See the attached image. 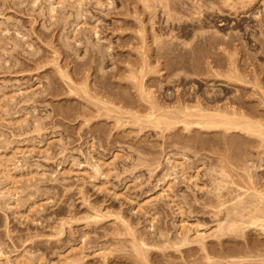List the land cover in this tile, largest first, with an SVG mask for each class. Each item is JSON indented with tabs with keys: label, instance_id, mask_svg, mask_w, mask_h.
Wrapping results in <instances>:
<instances>
[{
	"label": "rangeland",
	"instance_id": "374dc122",
	"mask_svg": "<svg viewBox=\"0 0 264 264\" xmlns=\"http://www.w3.org/2000/svg\"><path fill=\"white\" fill-rule=\"evenodd\" d=\"M32 1L0 0V89L11 94V99L5 98L3 99V103H0V146L5 147V145L9 144L12 148H18V151L15 153L16 158L14 159L16 161L13 160V164L11 163V165H13L11 169L16 166L17 163L15 162H20L25 165H22L23 169L29 167L28 169L33 172V176L30 174V176L17 177V186L15 184L17 187L15 189L16 193L14 192V195H16L13 196L12 194L8 195L10 197L7 195L4 197V200L7 197L8 199L13 198V200H11L12 202L8 200L12 205L6 200V203H3L7 204L5 205L6 207L3 204L0 206V253L3 254L4 258H6V255H8L9 258L5 260L0 256V264H26V262H24L25 259H30V264H65L63 261L66 254H69L70 257L78 255L77 247H85L86 250L90 252L88 253L85 248L83 249L85 257L81 262L82 264H135V261L136 264H141L137 260L134 251L131 249V244L129 242L131 237L128 235L125 227H123L124 225L122 229V223L119 221L118 217L125 221L127 220V222L131 224V227L134 226L133 229L136 228L134 229L135 236L137 235L138 237L144 238V240L146 238V240H148L146 241L147 243L157 242L158 244V242L162 241V243H160L163 245H158L162 249L156 246L158 251L154 246L151 247L146 243L149 246L148 254L150 253L149 257L148 255L147 257L151 264H204L205 261L201 258L200 252L195 245L180 247V253H176L171 247H164L171 246V243H169L171 240L169 238L173 239L177 232L175 230L176 227L173 226L175 224V222H173L174 214L171 213L172 210L167 206L166 199H162L161 197L154 198V196H156V180L160 173L162 174L165 171L167 156L169 157V155L171 156L175 152L179 156L183 153L186 155L185 159L189 158V160H184L185 164L192 166V163H194L192 161L194 160L195 164L201 162L198 170V180L203 186L202 189L197 190L188 186L189 184L183 181L179 173L173 183L171 193L183 206L185 217H187L188 220H197V223L201 225L204 224L205 226L207 224L205 228H208L216 223V218L219 219L222 217H215L216 214L213 212L215 209L211 207V204L212 206L215 205L217 199L214 195L207 193L212 187L211 174L208 173V171L210 172L211 167L217 166L218 163L222 162L218 164V166L222 165L225 167L230 176V180L233 179V182L236 181L234 183L235 185L246 188V180L242 178L241 174H243V172L241 168L251 162L252 159L255 161L252 160L254 164H264V152H262L264 151V144H260L264 143V141L261 142L257 138H252L251 140L254 141L257 139L259 142L256 141L259 144H257L256 141L255 145L254 142L253 145L248 144L249 147L247 150L245 149L246 146H244L242 139L236 141V143H240L239 147H245L244 151L246 150V152L241 155L240 153L242 150L239 147H233L235 148V152L237 151L236 149H238L237 152L240 154L238 156L240 159L236 157L234 162L233 158L235 159V157L234 150H232L233 148H230L232 150L230 151L228 146L225 145L226 142H231V140L230 142L228 140V137L232 139V137H230L232 134L230 133L217 131V133L213 135L207 134L208 137L205 135L206 132L197 130V128H192L193 131L190 130V132H188L181 128L183 126L176 125L178 128L175 126L172 128H176L175 130L171 131L170 129L167 130L169 131L167 132L163 129V125L162 128H156L159 130L149 126V128H145L144 125L147 126L146 123H143L141 129L138 130L139 126L135 127L133 125V127L132 124L129 123L133 118H128L127 116H129L128 112L130 111L137 116L146 115L149 111L148 105L150 102H158L162 105L174 106L179 109L183 108L182 102L188 105L199 103L207 110L219 106H221L220 108H226V106L230 105L236 108L238 106L236 99L243 93L246 95H243L242 100L248 103L246 107L248 109L249 106H252V109L255 107L256 109L253 110L256 114H263L262 116L264 117V53L261 52L259 42L256 41V39H259L261 42L264 41V27H261L263 30L260 32L261 29L258 26L261 23L264 24V0H258L254 10L257 15H260L262 21L256 20V24V22L251 19H244L246 22H249L250 25H257L255 27V29H257L255 32L256 38L254 35L252 37L246 35L244 40L241 39L234 42L238 44V47L242 46V49H244L242 52L243 54H241L243 57L239 59L238 64L241 63L240 66L244 64V69H246V72L249 74L246 80H249V82L251 81L249 84H243L224 77L225 74L223 72L227 68L228 61L225 56L223 57L222 55L223 58L218 56L222 60L219 66L224 65V67L222 66L219 68L218 64H215L214 67L215 70L217 67L218 71L222 70L221 74H224L223 76L216 75L217 73L205 66L206 68L202 71L206 73L202 71V73H200L199 71L197 72L198 74L183 75L182 72L184 71H178V76H169L166 82L160 85L161 78L159 76L163 71L155 73L153 74L154 76L151 77L149 76L151 71L149 72L148 69L145 68L144 78L147 77L144 80L146 84L143 83L145 82L144 80L142 82L145 88H140V85L136 82H130L123 78L128 69L126 63H130L132 59L138 62V64H135L133 61V65H136L135 67L143 63L141 55L136 53L135 49L131 51V47L135 48L139 46H135L139 44V39L137 38L139 36L134 32L136 28L138 30L142 27L146 30V45L149 44L148 46H153L150 45L151 34H147L149 31V33H151L150 27L153 21L148 19L149 23H147V18L143 14L140 5V9H138V1L133 0L135 3L132 2L133 4H131L129 0H104L105 3L103 1V4H101L103 6L97 4L101 7L96 6V4L88 3H94L93 0L85 3L83 2L84 6L82 5L81 9L84 11H81L83 15L79 12L80 17L82 16V19L79 18V20L86 23L91 22V25L95 24L94 26L97 25V32L100 34H97V36L100 38L97 39V36L95 37L92 31L96 40H94V37L90 38L92 34H90L91 30L88 28L91 26H89V23H84L83 26H88L87 28L90 33L87 32L83 26V28H80L81 24L77 25V27L74 25L77 19L73 18V16H76L73 15L76 11L74 10L72 12V8H68L67 6L65 10L62 9V6H60L61 4H59L56 6L55 12L58 10L57 13H61L58 14L61 20L57 19V16H55L57 13L54 14L53 18L49 15L50 19L48 16V14H50L48 9V14L45 10L47 0H45L46 3L44 0H36L37 2L34 0L35 2H33L35 5H32ZM111 1H113L111 4L108 3ZM58 7L60 9H58ZM65 16L68 19L64 18ZM231 17L233 20H230L233 23L236 21L239 24L245 23L239 17ZM156 19L157 17H155L154 21ZM135 21L138 27L132 26L136 25ZM142 21L146 22L142 24ZM161 21L160 25H162ZM69 22H71V27L69 26ZM127 22L129 24L132 22L135 24H132L130 27ZM74 26V34H76L74 38L77 39L78 46L74 38H70L67 42L69 46H71L70 43L73 41L72 45L75 44V47L73 45L69 48L71 51L72 49H76L73 50V52L76 51L74 52L75 54L70 52L66 46L67 39L64 40L65 43L62 41L63 35L66 33L64 35V38H66L67 34L69 35L67 32L71 31L70 29ZM232 26L231 29H221L218 31L219 35L228 36L231 32V35H233V33L239 31L241 34V26H238L239 31ZM83 29L88 34L85 33ZM206 30L210 31L212 28L209 27ZM214 30L217 31L216 28H213V31ZM171 32H173L171 36L178 33L175 29ZM82 34L84 36H82ZM164 35L166 36V34ZM80 36L81 38H79ZM165 36H163V39H166ZM178 37L181 39L178 40L180 42L185 40L184 37ZM133 38L136 42L135 40L133 41ZM87 39L88 46H90L92 42L99 44V47L96 46L95 49H97V47L98 49H103L105 45L109 44V46L112 47L109 49L112 50H109L107 53L110 55L107 56V58L104 57L105 59L102 58V60L100 59L101 53L93 50V56V51L90 50L92 48L87 46ZM129 40L131 41L127 42V44L126 41ZM188 40L190 39L186 38V41ZM246 41L249 44H247ZM62 42L69 51H66L67 49L63 47L64 44H62ZM106 42L108 44H106ZM256 42L258 47L255 45ZM243 43L244 46L242 45ZM84 44L86 45L84 46ZM222 47L224 48L225 45H220V49H223ZM85 49L89 53L85 51ZM130 51L131 53H136L135 55L137 57L131 54ZM95 52H97V54ZM149 54L151 55V53L149 52L147 55L149 58L152 57V60L148 59L149 61H147V63L153 61L156 65L154 63V65L151 64L153 66H158L159 62L154 59L153 55L150 56ZM130 55L134 58L131 59ZM139 57L141 60H139ZM77 64H79L78 67ZM125 67L126 72L124 73ZM97 68L98 70H96ZM182 76L185 78V81H179V78ZM128 81L131 84L128 83ZM158 85H160L159 88ZM81 86L82 89L79 88ZM76 87L79 88V90ZM76 89L80 92H77ZM83 89L87 92V96L83 93ZM144 89H149L151 94L148 96L145 95ZM143 94L146 97L145 101H142L145 98ZM96 96L103 103L92 99ZM85 97H88L90 100L92 99V103ZM101 98H103L104 101H102ZM94 102L97 104L95 103V105ZM110 103H112L113 106H111L112 104ZM107 105L112 107V111L110 110V113L108 112V116H111H109V118L101 117L103 113H106L107 109H111ZM120 107H122V110ZM99 108L102 112L99 111ZM114 108L117 110V113L113 111ZM242 111L246 112V109L243 108ZM113 112L115 117L119 115V118L122 117L121 115L124 116L120 118V123L122 121L124 122L121 123L122 126H120L121 124L117 126L113 120ZM22 115L24 118L26 117V121L24 120V122L20 124L13 123L14 119ZM38 118L41 121L36 120ZM37 121L41 129L34 130L35 127H33V125H38ZM126 121H128L127 125L125 124ZM194 130L195 132L199 131V133H195ZM189 135L192 139L190 141L187 140ZM192 135L193 138L191 137ZM185 136H187V138ZM178 137L181 138L182 144H180V139L177 140ZM205 139L209 141L207 142ZM88 141L93 145V149H91L90 152L87 150ZM186 141L188 143L191 142L189 144L192 145L191 148H186L188 150L185 149L186 146H182L184 143L188 144ZM176 144L178 146H176ZM115 152L119 154L118 157L113 159L114 169L103 179L105 183H100L98 178L93 182L94 172L92 169L88 168V165L86 166L88 161L89 163H93L97 159L110 160L112 159L111 154ZM247 152H249V157H251V159L247 157ZM87 154L91 155L88 156ZM123 154L125 157L124 159L122 158ZM230 154H233V156L231 155V159L228 158ZM258 157L262 158L260 159ZM91 158L95 160L92 161ZM247 158L250 161H248ZM255 159H257V162ZM85 160L87 163H85ZM197 160L198 162L196 163ZM219 160H221V162ZM223 160L225 161L224 163ZM242 160L243 162H241ZM258 160L262 161L259 162ZM20 163H18V165H20ZM236 165H239V168L236 167ZM262 168H264V165ZM239 172L240 174H238ZM260 172L263 173L264 170ZM260 172L255 173L256 175H262ZM34 173L36 175H34ZM232 173H234L235 176ZM260 175H257V178ZM100 177L103 178L102 176ZM178 177L180 178L178 179ZM257 178L255 180L263 181L264 175L262 176L263 180ZM237 180L239 181L237 182ZM100 181H102V179H100ZM260 181L258 183H262ZM95 183L97 184L96 186ZM261 189L264 190L263 185ZM223 191L224 200L231 199L235 196L233 195L235 192L232 194L229 192L230 194H227L228 192L226 190ZM17 197L18 199H22L21 203H19V200H16ZM14 201V206H16V201L17 205L18 203L22 204V201H24V204H22L23 208L20 210L21 214H18L14 207L13 210H10L12 207H8L10 205L13 206ZM135 201L140 202L146 211L154 216L152 228H150L149 222H146V216L135 208ZM2 202H0V205ZM96 210H100L102 215L99 220H96L99 223L90 218V215L93 214L92 216H94ZM87 216L88 218H86ZM91 220L92 224H88V222L91 223ZM93 222L96 224L94 223V225ZM247 229L252 234V237L249 232H245ZM247 229L244 231L247 235L243 232L242 234L244 235L237 237L228 236L222 245L221 243H216V239L214 238H207L206 246L208 249L210 247V254L214 257L225 258L243 255L245 252L264 255V234H260L262 231L260 232L259 230L258 234L252 228ZM123 230L124 233L122 234L121 232ZM125 236L129 237L126 238ZM164 236L166 239L163 238ZM251 239L253 240L249 242ZM166 240H169V242H165ZM103 246H116V250H114V248L110 250L111 247L107 248L113 252L110 254L109 251L108 254L110 255H106L107 257L105 260L98 254L102 251L100 247ZM118 247L124 250H119V252H117V249H119ZM163 247L164 249L168 248L170 251H168V249L164 251ZM130 250L131 253L134 254H131ZM220 253L221 256H219ZM169 255L170 257H168ZM15 257L17 258L16 260H14ZM130 258H132V260H130ZM169 259L171 262L167 261Z\"/></svg>",
	"mask_w": 264,
	"mask_h": 264
},
{
	"label": "bare ground",
	"instance_id": "6f19581e",
	"mask_svg": "<svg viewBox=\"0 0 264 264\" xmlns=\"http://www.w3.org/2000/svg\"><path fill=\"white\" fill-rule=\"evenodd\" d=\"M87 1H92V0H47L46 1L47 5L45 4V6H46L45 10L47 11V9H48V11L50 13V14H48V11H47L48 16L50 15L53 18L54 14H56L58 12V10H57V12H55L56 8H57L56 7L57 5L61 4L60 6H62V9H65V10L67 9V6H68V8H72V12L74 10L76 11L73 14V15H76V16H73V18L77 19V21H76V23L74 25L77 27V25L81 24V26H80V28H81L84 25V23H86V22H84L82 20L81 21L79 20V18L82 19V16L80 17V15H79L80 13L79 12H81L83 10V9H81V6L83 5V2L85 3ZM93 1H94V3H92V2L91 3L88 2V3L89 4H96V6H98V5L103 4L104 0H102V2H101V0H93ZM105 1H104V3H105ZM129 1L131 2V4H133L132 2H134L135 0L134 1L133 0H129ZM136 1L139 2L138 6L139 5L141 6V8L143 10L142 12L145 15V17L147 18L146 19L147 23H149L148 19L150 21H153L151 23V27H150L151 33H149L150 31L149 32L147 31L148 32L147 34H151V42H150L151 44L150 45H153V46H148L149 44L146 45V43H147L146 42L147 41L146 40V36H145L146 30L144 28L141 27V28H139L137 30V28L134 27V28H136V31L131 30V31H134L137 34V36H139V37L136 36L139 39V44H136V45L134 44L135 46H137V45H139V46H137V47L134 46L135 48L131 47V49H132L131 51H134L133 49H135L136 53H139L141 55V57L143 59V61H142L143 63L140 64V66L137 65V67H135L136 65L134 66L133 64L134 63L138 64V62L136 61L137 62L136 63L135 59L134 60L132 59L134 57H132L130 55V58L132 59V60L130 59L131 60L130 63L129 62L126 63L124 61L126 63V65H128L127 72H126V67L124 68V70H125L124 73L126 72V75L124 74L125 77H123L124 79H127L130 82H136L137 84L140 85V88L141 87L145 88L144 85H143V83L146 84V81L144 79L147 77L146 76L144 78V76H145V74H144L145 68H147L149 72L151 71V73L149 75L151 77L154 76L153 74L159 73L160 71H163V73L159 76L161 78V81H160V85H161L162 83L166 82V79L169 76H178V71H180V72L184 71V72H182L183 75H189V74L197 73L199 71H200V73H202V72H204L202 70L207 67L210 70H213L215 73H217L216 75H218V76H223L225 74L224 77H227L229 79H233L234 81H236V82L238 81V82L243 83V84H249L251 82V81L249 82V80H246V77H249V74L246 72V69H244V66H243L244 64H242V66H240V64H241L240 62H239L240 64H238L239 59H241V57H243V56H241V54H243L242 52H243L244 49H242V46L238 47V44L237 43L235 44L234 42L235 41H239L241 39L244 40L246 35L248 37L249 36L252 37L253 35L254 36L256 35L255 32H256L257 29H255V27L257 25L256 26L255 25H250L249 22H246L244 19H246V18L247 19H251L254 22H256V20L257 21H262V19H260V15L259 14L257 15L256 12L254 11L255 10V6H256V2L258 0H240V1L239 0H136ZM32 2H30V3H32ZM44 2H45V0H44ZM112 2L113 1L108 2V3L111 4ZM33 3H32V5H35V3L34 4ZM110 4H108V5H110ZM136 4H137V2H136ZM101 6H103V5H101ZM101 6H98V7H101ZM140 6H139L138 9H140ZM59 7H58V9H60ZM62 11L65 12L64 10H62ZM58 14H61V13L59 12L55 16H57V19H60V16H58ZM131 14H134V13H131ZM62 15H65V14H62ZM82 15H83V13H82ZM50 16H49V18H50ZM231 16L239 17L245 23L239 24V23H237V21L233 23L230 20V19L233 20V18ZM137 17H140V16H137ZM155 17H157V19L154 21ZM64 18H67V17L65 16ZM75 19H73V20H75ZM161 19H162V21H161ZM234 19H236V18H234ZM83 20H84V18H83ZM251 20H249V21H251ZM131 21H132V19H131ZM140 21H141V19H140ZM143 21H144V19H143ZM143 21H142V24H144L146 22V21L145 22H143ZM160 21H161L162 25H160ZM71 22H69V24ZM87 23H89V22H87ZM259 23H261V22H259ZM132 24H135V23H133V22L131 24L128 23V25L130 27H131ZM256 24H257V22H256ZM90 25H91V22L89 23V26ZM94 25L95 24L91 25L90 27L87 26L89 28V30H91V33H90V31H88V28L85 27L86 25L83 26V27L90 34H92V31H93L94 32V36L96 37L97 34H98V32H97L98 29L96 27L97 25L96 26H94ZM69 26L71 27V24ZM75 26L70 29L71 31L67 32V33H69V35L67 34L66 38H64L65 37L64 35L66 34L65 33L63 35V39H62L63 42H64V40L67 39L66 40V44H67L66 46L68 47L70 52H73V50H76V49H72V51H71V49L69 48V47H71L73 45L75 47V44L72 45L73 41H72V43H70L71 46H69V44L67 42V41L70 40V38L73 39L76 36V34H74L75 33ZM132 26H137L138 27L137 22H136V25H132ZM231 26L234 27V28H237V29L239 28L238 26H241L242 27L241 34L239 33L240 31L238 29L239 32H237V33H239V34L233 33V35H231V33H232L231 32L228 36L227 35H223V34H222L223 36L219 35L218 31H220L221 29L222 30L223 29H228V28L231 29ZM258 26L261 29V27H264V24L261 23ZM209 27L212 28V30H210V31H213V28H216L217 31L214 30L215 32L214 31L210 32V31L206 30ZM174 29L177 30V32L179 34L175 33L176 36L175 35L171 36V33H173L171 31H173ZM85 30L83 29V31L85 33H87ZM262 30L263 29H261L260 32H262ZM209 32H210V34H209ZM136 34H134V35H136ZM164 34H166V36ZM98 35H100V34H98ZM177 35L180 36V37H184L185 40L181 41V42L178 41V40H181V39H179V37ZM82 36H84V35L82 34ZM94 36L92 34V36L90 35V38L94 37ZM163 36H165L166 39L165 38L163 39ZM136 37H135V39L137 40ZM79 38H81V36ZM99 38L100 37L97 36V39H99ZM186 38L187 39L189 38L190 40L186 41ZM255 38H256V36H255ZM257 38H259V37H257ZM85 39H86V37H85ZM135 39L133 38V41ZM149 39H150V36H149ZM76 40L77 39H75V43L78 46ZM83 40H84V38H83ZM94 40H96V38ZM136 40H135V42H136ZM261 40H263V39H261ZM86 41H87V46H88L89 45L88 44V39ZM130 41L131 40L126 41V43L130 42ZM256 41L259 42V45L261 46V47L259 46V48H260L261 52L264 53V41L261 42L259 39H256ZM63 42H62V44L65 43V42L64 43ZM80 42H83V41H80ZM98 42H99V40H98ZM246 43H247V41H246ZM90 44L91 45L88 46V47L92 48V49H90L91 51L96 50L98 53H101L100 59H102L104 57L107 58V56L110 55L107 52L110 50L109 48L111 46H109V44L107 42H106V44H108V45H105V47L103 49H98V47H99L98 45L99 44H96V43H93V42L90 43ZM222 44L225 45L226 48L222 47L223 49H220V45H222ZM247 44H249V43H247ZM85 45L86 44H84V46ZM242 45L244 46V43ZM255 45L258 47L257 42H256ZM96 46H98L97 49H95ZM63 47L65 49H67L65 47V44H64ZM68 49L66 51H69ZM85 51H87V50L85 49ZM91 51H90V53H91ZM131 51H130V53H131ZM74 52H76V51H74ZM97 52H95V53L97 54ZM149 52L151 53V55H153L154 59L159 62L158 66H153L154 64L156 65V63H154L153 61H151L150 63H147V61H149L148 59L152 58V57L149 58V56L147 55V53H149ZM104 54H106V55H104ZM111 54H112V52H111ZM131 54H134V52H132ZM135 54H134V56H136ZM76 55H77V53H76ZM222 55H223V57L225 56V58L228 61L227 62L228 65L226 66L227 68L223 72L224 74H221L222 70L221 71L217 70L218 67H217L216 70H215V67H214L215 64H218V66L221 65V61L222 60L219 57H222ZM93 56H94V51H93ZM95 56H97V55H95ZM147 56H148V58H147ZM110 58H111V56H110ZM247 59H248V56H247ZM136 60H137V58H136ZM139 60H141L140 57H139ZM133 61H134V63H133ZM223 62H224V60H223ZM151 63L152 64L154 63V64L152 65ZM78 65L79 64H77V67H78ZM222 66L224 67V65H222ZM222 66H219V68L222 67ZM152 69H153V71H152ZM96 70H98V68ZM62 72H63V70H62ZM204 73H206V72H204ZM185 77H187V76H185ZM143 80L145 82H143ZM233 80H231V81H233ZM254 80L257 82V80L255 78H254ZM82 81H84V80H82ZM129 81H128V83H130ZM148 81H149V78H148ZM179 81H185V78L182 76L181 78H179ZM150 83H151V81H150ZM259 83H260V81H259ZM150 85H152V84H150ZM160 85H158V88H159ZM253 86H255V85H253ZM79 88L82 89V86L79 87ZM79 88H77V89L79 90ZM188 89H189V87H188ZM78 90H77V92H80ZM88 92H90V91H88ZM144 92L143 93L145 95H147V96L149 94H151L149 89L148 90L144 89ZM83 93L87 96V92L84 89H83ZM76 94H78V93H76ZM144 94H143V96H144ZM243 95H246V94L242 93L239 97L237 96L238 98L236 99L237 100L236 102H237L238 106L236 108H235V106L230 105V106H226V108L225 107L224 108H220L221 106H219V107H215V108L212 107L211 110L210 109L207 110V109H204L199 103H194L193 105H191V104L188 105V104H185V102H182V107L183 108L179 109V108H176L174 106L170 107V106L162 105V104H160L158 102H150L149 105H148L149 111L147 109V111H148L147 114L146 115L144 114V116H137L135 113H131L132 111L128 112L123 106L122 107L128 112L129 116H127V115L126 116L128 118L129 117L133 118L132 121L129 119L130 120L129 123H131L132 126L134 125L135 127L139 126L140 128L138 127V130L141 129V127L143 126V123H146L147 126L144 125L145 128L152 127L154 129H156V128H162V125H163V129L166 130V131L170 130V129H171V131L175 130L180 125V126H183L181 128H183L185 131L190 132V130L193 131L192 128H197V130H201V131L206 132L205 135H207V134L208 135L209 134L213 135V134L217 133V131H222L223 133H230V134H232V135L229 134L230 137H232V139H229V137H228V140H229V142L231 140V142L230 143L226 142L225 145L228 146L230 151L234 150L233 152H234L235 159L233 158V160L235 162L236 157H238L240 154L242 155L244 152H246L247 148L249 147L248 144H252L253 145V142H254V145H255L256 142L258 141L257 139H259L261 142L264 141V117L262 116L263 114L262 115L256 114V112L253 110V109H256V108L254 107L252 109V106H249V109H250L249 110L246 107V105H248V103H246L244 100H242L243 99ZM81 97H83V96H81ZM5 98H8V99L10 98L11 99V94H8L4 90L0 89V103L1 104L3 103V99H5ZM85 98L87 100H89L91 103H92V101H91L92 99H94L97 102H101V100L97 96L92 98L91 100L88 97H85ZM101 99H102V101H104L103 98H101ZM153 99H154V97H153ZM248 99H250V98H248ZM145 100H146V97L142 101H145ZM95 103L96 102H94V104ZM101 103H103V102H101ZM112 103H110V104H112ZM107 106L110 107V105H107ZM111 106H113V104ZM117 107H115V108H117ZM122 107H120L121 110H122ZM104 108L107 109L106 107H104ZM110 108L111 109H109V110L107 109L106 110L105 114L103 113L105 116L102 114L101 117L109 118V116H111V115L108 116V112L110 110L112 111V107H110ZM115 108H114L113 111L117 113V110H115ZM243 108L246 109V112L242 111ZM125 110H123V111H125ZM99 111L102 112L100 108H99ZM114 112L112 113V115L114 114ZM172 115H174V116H172ZM113 116H114L115 119L113 118ZM113 116H112V118L115 121V123L117 124V126L120 125L123 122L122 121L120 123V121H121L120 118L124 117L123 115H121L122 117H120V118H119L120 115L115 117V114H114ZM97 117H98V115H97ZM25 119H26V117L24 118L23 115H22L21 117H18L16 119H14L13 123H15V124L19 123L20 124L21 122L23 123ZM36 120H39V118L36 119ZM39 121H41V120H39ZM128 121H126V123H125L126 125H127ZM131 124H129V125H131ZM39 125H40L39 122H38V125L37 124H36V126L33 125V127H35L34 130H38L40 128ZM176 125H178V126H176ZM120 126H122V124ZM175 126H176V128L172 129ZM41 127H42V125H41ZM156 130H159V129H156ZM195 130H194V132H195ZM161 131H162V129H161ZM166 131H164V132H166ZM167 132H169V131H167ZM194 132H193V135L195 133H197V132L199 133V131H196L195 133ZM204 132H203V135H204ZM222 132H221V134H222ZM201 133H200V135H201ZM193 135L191 136L192 138H193ZM185 137L187 138V136H185ZM252 138H257L256 139L257 141L255 140L256 141L255 142L254 140H251ZM178 139H180V142H181V138L178 137L177 140ZM239 139L243 140V144H244V146H246V148L244 146L243 147H239L240 143H236V141H239ZM183 140H186V139H183ZM187 140L188 141L192 140L190 138V135H189ZM205 140L207 141V139H205ZM205 140H204V142H205ZM223 140H225V139H223ZM226 140H227V137H226ZM218 141H220V140H218ZM223 142H225V141H223ZM258 142H257V144H259ZM189 143H191V142H189ZM189 143L188 144L184 143L182 146H186L185 149L187 147L191 148L192 145L189 144ZM220 143H222V142H220ZM87 144H88L87 150L90 152L91 149H93V145L89 141L87 142ZM177 144H178V142H177ZM177 144H176V146L179 145V144L178 145ZM180 144H182V142ZM203 144H205V143H203ZM241 144H242V142H241ZM260 144L262 145L264 143H260ZM257 146H256V148H257ZM5 147H1L0 146V177H1V181H2V182L0 181V202H2V200H3V202L1 203L0 206H2L3 203H6V200L7 201L8 200L9 201L13 200V198L12 199L11 198L8 199V197H10L8 195H12V194H13V196L16 195V194L14 195V192L16 193V190H15L17 188L16 187L17 186L16 183L18 182V178L17 177L18 176L19 177H23V176H28V175L30 176V174L33 173L31 170L28 169L29 167L28 168L26 167L25 169H23L22 168L23 164H21L20 162H15L17 164H16V166L14 165L15 167H13V169L15 168L14 170L16 172L13 169H11V166H13V165H11V163L16 161L14 159L16 158L15 157V153H16V151H18V148H15V147L12 148V147L9 146V144L5 145ZM233 147H235V148L239 147L242 150V151L240 150L241 153L238 154V152H237L238 149H236L237 151L235 152V148H233ZM228 148H227V151H228ZM230 148H233V149L231 150ZM244 148L246 149L245 151H244ZM186 150H188V149H186ZM252 151H254V150H252ZM249 152H247L248 154H246L247 157L250 156ZM262 152H264V151H262ZM118 154L119 153H117V152L112 153L111 154V158L112 159H110V160H105V159H97V160H95V159H92L93 157L91 158L92 161L95 160L93 163L92 162L89 163V161L87 163V161H86L87 159L85 160V163H87L86 166L88 165L89 166L88 168L92 169V171L94 172V176H93L94 177V181L93 182H95V180L98 178L100 183H102V184L105 183V182H103V179H105L110 174V172H112V170L114 169V167H113L114 166L113 159L118 157ZM89 155H91V154H89ZM231 155L233 156V154H230V156L228 157L229 159L232 158ZM185 156L186 155L183 154V153H182V155L180 154V156H179V155H177L176 152L174 154H172L171 156L169 155V157L167 156V160H166L167 163H165L167 165H165L166 168L164 167L165 171L162 174L160 173L158 179L156 180V184H155L156 196H154V198L161 197L162 199L163 198L166 199L167 206L172 210L171 213L174 214L173 215L174 216L173 222H175V224L173 226L176 227L175 230L177 231L176 234H175V237L173 239L169 238L171 240L170 242H169V240L165 241V242L168 241L169 243H171V246H164V247H171V248H173L176 251V253H180V251H179L180 247H183V246L185 247L186 245H195L197 247V250L200 252L201 258L205 261L204 264H264V255L259 254V253L245 252L243 255H237V256H234V257H226V258L225 257H214V256H212L210 254L211 253L209 251L210 247L208 249L207 246H206V241H207L206 239L207 238H212V239L214 238V239H216V243L218 242L219 244L221 243V245H222V243L225 241L226 237H228V236H233V237L236 236L237 237V236H240V235H244L242 233L247 228H252L257 233H258V230L260 232L262 231V233H260V234H264V190L261 189L262 185L264 186V184H262V183H264L263 182L264 180L262 179V176L264 175L263 174L264 172L263 173L260 172V171L264 170V168H262L264 164H261V163H255L254 164L252 162V160H253L252 159L251 162H249L251 164L247 163L244 167L241 168V170L243 172V174H241L242 178H244V180H246V182H245V184L247 185L246 188L242 187V186H237V185L234 184L236 181L233 182L232 181L233 179L230 180V178H229L230 176L227 173V170L225 169V167L222 166V165L218 166V164L222 163L221 160H219L221 163H218L217 166L213 165L214 167H211L210 172L208 171V173L211 174L210 176H211V186L212 187H211V189H209L207 191V193H210V194L214 195L215 198L217 199L215 201V205L212 206V204H211L212 209H215L213 211L216 214L215 217H217V216H219V217L222 216V217H220L219 219L216 218L217 221H216V223L214 225H212V226H210L208 228H205L207 226V224L204 226V224L201 225V224L197 223V220L196 221H192V220H188L187 217H185V214H184L185 212L183 211V206L181 205V203L179 201H177L174 198L173 194L171 193V190H172V187H173V183L175 182V180L177 178V175H179V173H180L179 176H182L181 178H183V181L185 183L189 184L188 186L193 187V188H195L197 190H201L202 187H203L202 184L200 183V181L198 180V170L200 168V163L201 162L197 163L198 162V160H197L196 161L197 164H195V160H194V161H192V162H194V163H192V166L189 165V164H185L184 160H189V158L185 159L186 158ZM122 158L123 159L125 158L124 154H123ZM226 158H227V155H226ZM258 158H260V157H258ZM88 159H89V157H88ZM249 159H251V157H249ZM249 159H248V161H250ZM255 160L257 162V159H255ZM260 161H262V160H260ZM224 162L225 161L223 160V163ZM241 162H243V160ZM18 163H20V165H18ZM188 163H191V162H188ZM228 163H229V161H228ZM243 165H244V163H243ZM23 166H25V165H23ZM236 167L239 168V165H236ZM162 171H163V169H162ZM93 172H92V174H93ZM255 172L262 173V175L257 174V175H260L261 177L258 176V178H257V175H256ZM35 173H36V171H35ZM35 173H34V175H36ZM232 174H234V173H232ZM238 174H240V172ZM32 176H33V174H32ZM100 176H102L103 178H101ZM234 176H235V174H234ZM259 177L263 180V181L259 180L262 183H258L259 181L255 180L256 178L260 179ZM179 178L180 177H178V179ZM100 179H102V181H100ZM238 181L239 180H237V182ZM15 184H16V186H15ZM102 184H100V185H102ZM96 185L97 184L95 183V186ZM259 185H261V186H259ZM223 190H226L228 192L227 194H230L229 192H231V194L235 192L236 194L234 193L233 195H235V196H233L231 199L229 198L227 200H224L225 198H223L224 196L222 194ZM6 195L8 197L4 200V197ZM16 200L17 201L19 200V203H21L22 199H18V197H17ZM17 201H16V206H14L15 205V201H14L13 202L14 203L13 206H11L12 204L9 202L11 205L8 206V207H12V209L9 208L10 210H13V207H14L16 209V212L18 214H21L20 210H21V208H23L22 204H24L23 202L25 201V199H24V201H22V204L18 203V205H17ZM134 204H135V208H137L140 213L142 212L146 216V219H147L146 222H149L150 228H152V226H153L152 223H153V220H154V216L151 215V213H148L146 211V209L144 208V206L140 202H136L135 201ZM209 204H208V206H209ZM3 205L5 206L7 204H3ZM15 209H14V211H15ZM97 211H100V210H96L94 216H92L93 214L90 215L91 216L90 218L93 219L94 221L99 220L102 217L101 211L100 212H97ZM86 218H88V216ZM118 219L122 223L121 227L124 225L123 227H125L128 235L131 237V239H129L130 240L129 242L131 244L130 246H131V249L134 251L137 260L141 264H151L148 261V257L150 255V253L148 254L149 246L147 244H149L151 247L154 246L155 249H156V246L159 247L158 246L159 244H160V246L163 245V244H161L162 241H160L161 243L158 242V244H157V242H155L156 244L154 242L147 243L146 241H148V240H146V238L144 240V238L138 237L137 235H136L137 237L135 236V230L134 229H136V228L133 229L134 226L131 227L130 226L131 224L128 223L127 220L125 221L123 219H120L119 217H118ZM86 220H88V219H86ZM94 223L95 222H93V224ZM97 223H99V222H97ZM88 224H92V220H91V223L88 222ZM61 226H62V223H61ZM123 227H122V229H123ZM124 230L122 232L121 231L120 232L123 234ZM245 232H249V230L247 229ZM163 234H165V233H163ZM251 235L252 234L250 233V236ZM140 236H142V235H140ZM257 236H259V235H257ZM128 237H126V238H128ZM163 238H165V236ZM167 239H168V237H167ZM245 239H248V238H245ZM253 239H254V237H253ZM253 239H251L249 242H251ZM127 241H128V239H127ZM82 243H83V241H82ZM109 247H111V246L100 247V249L102 251H100L101 253L99 252L98 254L101 255V257L104 260L107 257L106 255L112 254L113 251H110V250H112L113 248H114V250H116V248H115L116 246H113V247H111L110 250H108L107 248H109ZM164 247H163V250L165 251L166 248L164 249ZM84 248L85 247H83V248L82 247H79V248L77 247V249H78V252H77L78 255L76 253L77 256L74 255L73 257H70L69 254H66L64 256V261L63 262L65 264H82L81 262L83 261V258L85 257V254H84V251H83ZM159 248H161V247H159ZM71 249H73V248H71ZM167 249H166V251H167ZM186 249H188V248H186ZM85 250H86V248H85ZM117 250H118L117 252H119V250L123 251L124 249L121 250L119 248ZM151 250H152V248H151ZM109 251H110V254H108ZM168 251H170V250L168 249ZM160 252H162V251H160ZM88 253H90V252H88ZM130 253H131V250H130ZM134 253H131V254H134ZM162 253H164V252H162ZM165 253H167V252H165ZM147 255H148V257H147ZM0 256H2L4 258L3 254H1V253H0ZM22 256H23V254H22ZM88 256H89V254H88ZM165 256H167V255H165ZM219 256H221V253H220ZM5 257L6 258H4V259L6 260L8 258V255H6ZM168 257H170V255ZM16 259L17 258L15 257L14 260H16ZM29 260L25 259L24 262H26V264H30ZM36 260H37V258H36ZM130 260H132V258H130ZM182 260H183V258H182ZM167 261H170V259L167 260ZM31 262H32V260H31ZM129 262H132V261H129ZM174 263H176V262H174ZM177 263H179V262H177ZM135 264H136V261H135ZM169 264H171V263H169Z\"/></svg>",
	"mask_w": 264,
	"mask_h": 264
}]
</instances>
